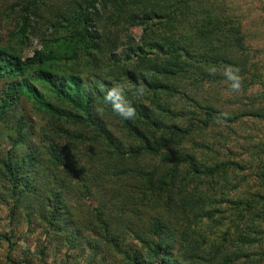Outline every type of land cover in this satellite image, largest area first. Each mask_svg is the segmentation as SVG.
Listing matches in <instances>:
<instances>
[{
  "label": "trees",
  "instance_id": "obj_1",
  "mask_svg": "<svg viewBox=\"0 0 264 264\" xmlns=\"http://www.w3.org/2000/svg\"><path fill=\"white\" fill-rule=\"evenodd\" d=\"M100 1L115 8L118 18L127 25L144 27L140 46H130L126 55L116 52L120 36L110 38L112 32L106 31L107 26L104 31L98 27L103 18L96 12ZM39 2L26 0L20 14L21 29L12 39L16 44L26 45L35 28L33 19L45 10ZM214 7L212 0H69L67 7L53 16L51 28L57 37L45 40L32 57L24 59L0 47V81L7 82L0 98V124L12 116L25 98L50 117V125L59 121L87 125L94 133L88 140L93 144L106 141L112 150L105 160H96L95 155L84 159L82 155L63 156L51 144L50 153L58 164L56 176L40 175L38 180L44 181L49 190L37 207L29 198L39 188L28 178L39 173L42 161L34 156L15 158L11 152L0 157V177L7 184L2 191H7L14 203L11 216L20 210L29 220H42L46 234L60 237L69 250L78 248L88 253L89 264H100V258L109 252L121 257L125 264H235L246 256L239 246L229 250V234L209 247L204 243L206 239L201 242L194 232L197 224L214 217L223 203L233 204V211L242 218L253 214L252 200L237 198L234 202L229 197L238 189L231 188V162L209 159L204 154L206 144L200 142L203 128L220 121L235 124L244 115L228 117L199 104L193 112L184 113L185 117L191 116L187 120L171 102L179 94V83L186 74L193 70L207 72L204 65H235L233 54L218 49V42L227 38L228 23L226 15H217ZM188 20H194L191 25L197 24L193 34H188L184 24ZM82 58L87 65H93L91 71L95 73L91 76L105 73L99 87L96 83L89 85L81 73L72 72L76 69L67 65L79 63ZM60 64L68 69L62 70ZM120 78L148 89L150 104L137 102L131 91L120 96L110 83ZM37 84L44 85L57 101L48 99ZM98 99L104 100L111 107L113 118L123 124V132L132 141L128 151L113 147L111 131L96 116ZM198 109L205 119L194 124L192 116ZM185 121L190 124H183ZM14 129L19 142L25 137L26 124L18 119ZM61 132L67 138H84L64 129ZM82 158L90 167L82 165ZM99 162L104 165L98 167ZM63 172L70 175V184L59 178ZM261 179L264 182V173ZM127 180H132L133 191L142 204L136 206L135 213L133 205L127 204L130 212L120 213V222L114 223L107 214V203L100 201L97 206L95 199L104 191L111 194L104 195L110 200L130 197L126 187L118 186ZM70 196L73 202H87L88 207L81 212L82 216L87 213L86 224L72 214ZM153 205H159L167 218L145 222L144 207ZM0 237L10 240L7 235ZM251 242L247 237L238 240L242 245Z\"/></svg>",
  "mask_w": 264,
  "mask_h": 264
},
{
  "label": "rangeland",
  "instance_id": "obj_2",
  "mask_svg": "<svg viewBox=\"0 0 264 264\" xmlns=\"http://www.w3.org/2000/svg\"><path fill=\"white\" fill-rule=\"evenodd\" d=\"M68 1L40 0L38 4L45 10L40 13L41 16L33 19L35 28L29 35L26 45L21 46L12 39L21 29L20 14L26 0H0V47L15 52L24 59L32 57L34 52L42 47L45 40L57 37L56 34L54 35V29L51 28V23L54 21L53 16L55 13H59L60 9H65ZM212 3L215 5L214 12L221 17L226 15L225 19L228 23L227 38L218 42V49L219 51L226 50L227 54H233L235 65L221 68L204 65V70L207 72L193 70L192 74H186L179 83V94L171 98V102L177 105L180 109L179 112L183 115L193 112L194 107L199 104L206 107L211 106L228 117L244 115L235 124L220 121L217 124L213 123L207 129L201 126L203 130L200 142L206 144L207 148H205L204 154L209 159L231 162V173H229L231 188L237 187L238 189L229 197H232L234 202L237 198L245 201V198L252 200L251 211L253 214L242 218L233 211L235 210L233 204L223 203L219 206V212L214 217H206L197 224L198 226L194 229L195 238L198 236L201 242L206 239L204 243L210 247L217 243L218 238L224 237L225 233L227 237L229 234L230 240L227 246L229 250L233 251L239 246L246 255L235 264H264V182L261 179V174L264 173V0H212ZM220 6L222 7L220 8ZM96 12L103 17L102 22L98 24L100 31H104L107 26L106 31L110 30L112 35L110 37L103 32L105 35L110 38L113 35L120 36L117 53L126 55L130 46H140L143 26L127 25L124 23L125 21L118 18L119 15L115 13V8L106 7L101 1L96 4ZM190 21L194 20L185 21L184 24L186 29L188 28V34H193L197 24L193 22L191 25ZM119 22L120 26L117 24ZM153 28L156 27L153 26ZM134 62H136V58H134ZM61 65L59 66L62 70L68 69V67L62 68ZM67 65L76 69L72 72L81 73L89 85L96 83L99 87L105 79L103 71L91 76L95 73L91 71L93 65H87L83 58L79 63ZM110 83L122 97L127 96L126 93L131 91V96L138 100L137 102L139 100L147 104L151 102V92L143 85L133 86L122 78ZM6 85V81H0V98ZM37 88L48 99L57 101L44 85L37 84ZM97 101L96 116L102 119L111 131L115 140L113 147L120 148L123 152L128 151L132 141L128 134L123 132V124L113 118V113L110 112L111 107L103 102L104 100L98 99ZM199 110L192 116L195 120L194 124L205 119V115L204 117L200 116L203 111L199 112ZM185 118L188 120L191 116ZM18 119H22L26 124V129L23 130L25 137L23 136L19 142L16 140L14 129ZM183 124L189 125L190 121H185ZM61 129L84 138H67ZM93 135L91 129L84 124L73 125L59 121L54 126L50 125V117L31 101L23 98L12 116L10 115L0 124V157H5L11 152L15 158L34 156L42 161L41 167L37 166L39 173L35 174L34 172L32 178H28L30 183L33 182L39 188L29 198L31 203L37 207L49 190L45 188L44 181L38 180L40 175L48 173L51 176H56L54 170L58 164L55 163L50 153V145H56L58 152H63V156L82 155L84 159H90V155H95L96 160L107 159L108 153L112 150L106 145V141L99 144L91 143V140L88 139ZM84 159L81 160L82 165H85L86 168L90 167ZM97 164L98 167L104 165L102 162ZM59 178L65 180L66 185L70 184L71 177L66 172L60 173ZM45 182L47 183L48 180L46 179ZM118 186L124 189L126 187L130 191V197L123 195L121 200H110V198H104V195L111 196V194L108 195L104 191V195L99 193L100 196L95 199L97 206L100 201L107 203V214L110 221L114 223L120 222L117 219L120 217V213L130 212L127 204L133 205L131 206L133 213H135L136 206L139 203L142 204L138 193L133 191L132 180L123 181ZM3 187L7 188V184L1 176L0 236L7 235L10 240L6 241L0 237V264H89L86 258L88 253L86 255V252H82L78 248L69 250L66 247L67 244L64 245L60 237L46 234V224L42 220H37V218L29 220L28 216L20 210L14 217L11 216L14 203L12 199L8 198V192L2 191ZM68 199L71 201V196ZM122 200H126L125 203ZM87 207V202L71 201L72 214L76 220L82 219L83 224L87 223V213H83L82 216L81 212L85 211ZM143 214L145 222L157 218H167V214L159 205L144 207ZM28 220L31 225H28ZM245 237L252 242L245 245L239 244L238 240H243ZM127 241H131V239L127 238ZM231 242L238 243V245L231 244ZM100 260V264H125L121 261V257L110 252Z\"/></svg>",
  "mask_w": 264,
  "mask_h": 264
}]
</instances>
